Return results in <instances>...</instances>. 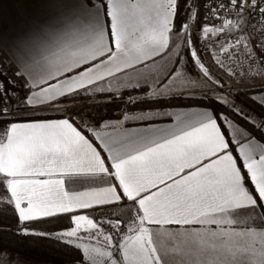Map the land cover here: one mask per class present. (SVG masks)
<instances>
[{
	"label": "snow or ice",
	"instance_id": "1",
	"mask_svg": "<svg viewBox=\"0 0 264 264\" xmlns=\"http://www.w3.org/2000/svg\"><path fill=\"white\" fill-rule=\"evenodd\" d=\"M17 2L43 10L7 44L0 37V256L11 237L63 251L69 264H264V120L235 103L165 111L194 99V69L223 87L199 54L197 29L224 34L226 59L243 54L264 68V0ZM185 55L191 68L181 67ZM257 74L264 91V71ZM93 94L140 111L117 121L78 110L35 115ZM163 119L174 124L153 126ZM129 120L145 126L130 130ZM146 174L154 177L147 183ZM105 177L116 183L105 186ZM122 201L130 202L126 220L75 214L70 227H55L62 214Z\"/></svg>",
	"mask_w": 264,
	"mask_h": 264
},
{
	"label": "trees",
	"instance_id": "2",
	"mask_svg": "<svg viewBox=\"0 0 264 264\" xmlns=\"http://www.w3.org/2000/svg\"><path fill=\"white\" fill-rule=\"evenodd\" d=\"M191 23V21H190ZM202 33L197 29L194 31L193 39L196 41V46L199 50H201V57L203 58V62L212 65V71L216 73V75L224 74L223 70H220L218 66L213 62L212 56L209 54L207 49H203L202 47ZM202 47V49H201ZM186 66V65H185ZM189 68V67H187ZM191 68V67H190ZM123 91V88H121ZM257 90L253 89H245L234 92L233 99L234 101L245 108L249 113H251L257 119L264 120V107L261 106V103L258 102L253 94L256 93ZM208 97H212L211 100L205 97V94L195 95L194 99H178L176 100L175 107H204V105H209L215 111L226 110L229 104L224 103L223 101L207 95ZM99 99L102 102H96ZM104 98L99 94H93V99H78L75 102H79L81 105H87L85 112L91 113L93 119L102 117L104 120L106 119H121L124 112L127 110L129 114L136 113L138 114L140 108L136 106H129L121 103L119 100L113 101L111 103L103 100ZM203 99V105H198L195 103V100ZM219 101V102H215ZM74 103V102H72ZM173 107L165 108V111H169ZM41 117H50L37 115ZM168 119L158 120V121H166ZM125 124H140L143 122L137 121H125ZM243 123V121H241ZM59 223L55 225L57 228L68 227L71 225L69 216L62 214L57 217ZM45 227H49V225H45ZM4 244L8 245L6 248V254L10 259L19 262L26 263H35V264H69V257L63 251H52L49 249H36L29 245H16L11 237L4 238Z\"/></svg>",
	"mask_w": 264,
	"mask_h": 264
},
{
	"label": "rangeland",
	"instance_id": "3",
	"mask_svg": "<svg viewBox=\"0 0 264 264\" xmlns=\"http://www.w3.org/2000/svg\"><path fill=\"white\" fill-rule=\"evenodd\" d=\"M202 47L203 49H207L209 54L213 57L219 56V58L224 62V64L226 65V67L224 68V74L222 75H216L223 87L222 89H218L216 85L212 84V83H206L200 76L196 75V71L197 70H193L192 71V79L197 81V84L195 86H193V88L198 89L197 94L196 95H200V94H207L210 96H213L221 101H223L224 103L227 104H232L235 103L237 104L234 99H233V94L236 91L239 90H245V89H253L255 88L257 90L256 93L253 94V97L262 104V101H264V91H261L259 88V83H260V77L257 73L264 71V68H262L260 66V62L259 59L256 60L255 64H252L250 60L245 59L244 55L241 54L239 57L233 56L231 59H226V55L220 50V44L224 43V34H220V38L218 39L217 36L215 35H209L208 37H205L202 34ZM229 39L231 37H228ZM201 47V49H202ZM232 51V50H230ZM235 51H239L238 49H236ZM174 53V52H173ZM175 54V53H174ZM199 54H201V50H199ZM186 65L185 67H192L191 64L189 63L187 56L185 55V58L183 60L182 65ZM184 67V66H183ZM228 67H233L235 69V71H237L238 73H240V75L237 76H230L227 74V68ZM253 77H255V79H253ZM252 83H256L257 87H247L245 85H249ZM105 100V99H103ZM96 102H102L99 99L96 100ZM240 108H242L250 118L254 119L255 121H260L263 119H257L255 118L251 113H249L245 108H243L242 106H240L239 104H237ZM90 106V105H89ZM87 105H81L79 102H68V103H62V108H61V112L65 113V115L67 116H75L76 115V110L78 111H82L85 112L87 107H89ZM119 120V119H117ZM116 120V121H117ZM126 210H122V209H116V210H110L108 211L106 215H104L102 212V214H99V216L96 213H85L89 216V218H95L98 221H105L107 219H112L115 220L117 217H120L122 219H125ZM104 212V211H103ZM101 216V217H100ZM71 226V225H70ZM68 226V227H70ZM105 231H110V227L108 224H104L103 225ZM99 246V245H97ZM0 264H35V263H26V262H19V261H14L13 259H10L9 256L6 255H2L0 256Z\"/></svg>",
	"mask_w": 264,
	"mask_h": 264
},
{
	"label": "crops",
	"instance_id": "4",
	"mask_svg": "<svg viewBox=\"0 0 264 264\" xmlns=\"http://www.w3.org/2000/svg\"><path fill=\"white\" fill-rule=\"evenodd\" d=\"M0 3H2V10H0V37H2L3 41L5 44H7L10 40L16 38L17 36L22 34V30L26 24L27 21H29L31 18L37 16L38 14H40L43 10V6L40 5L39 3H26V4H20L17 2V0H0ZM175 54L173 53V55L171 56L172 60H175ZM169 59V57H165V60ZM161 64L164 63L163 60L160 61ZM185 67V64L182 65V67ZM190 78L192 79V72L190 73ZM104 87H108V85H104ZM113 88H116L117 85L113 84L112 85ZM192 91L195 93V95L197 94L198 89L196 88H192ZM262 103H264V101H262ZM58 110L55 111H45V112H38L35 113V115H43V116H50V117H46L49 119H63L65 118V113L61 112V108H62V103L59 104L57 106ZM192 110H196V111H202L205 110L204 107H173L171 109H169V111H192ZM30 115V114H29ZM107 121H116L117 119H106ZM174 124V121L171 120H166V121H158L156 122L153 126L154 127H158V128H167L170 127ZM145 124L144 123H140V124H125L124 123V127L128 128V129H138V128H142L144 127ZM94 143H96L94 141ZM102 156H106V153L102 152ZM107 164V161H106ZM154 177H152L151 175H145L143 177L144 182L147 183V181L149 179H153ZM105 181L107 182V184L105 186H107L108 184H113L116 183V181H114V179L105 177ZM167 183H170L171 181H166ZM68 185H65V188L67 189ZM72 187L79 189L80 185H73ZM157 187H164V184H159L157 183ZM157 188H150L149 191H156ZM148 193H142V195H147ZM130 207V202H119V203H115V204H111V205H105V206H100V207H94V208H89V209H82L79 212H73V213H67L65 215L67 216H72L75 214H85V213H89V212H94L96 213L98 216L99 214H108L107 212L110 210H116V209H122V210H126V216L125 218L128 219L129 217V209ZM104 211V212H103ZM102 212V213H101ZM102 214V215H103ZM101 217V216H100ZM154 230L156 228V226H151ZM164 227H172L175 228V225H171V226H164ZM162 231V229H161ZM257 261L260 260V255L259 253H257V256L255 258Z\"/></svg>",
	"mask_w": 264,
	"mask_h": 264
}]
</instances>
